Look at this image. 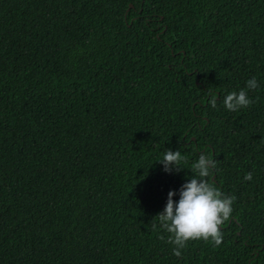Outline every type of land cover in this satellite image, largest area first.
Here are the masks:
<instances>
[{"label":"trees","instance_id":"16d2710c","mask_svg":"<svg viewBox=\"0 0 264 264\" xmlns=\"http://www.w3.org/2000/svg\"><path fill=\"white\" fill-rule=\"evenodd\" d=\"M201 153L233 212L177 257L155 215ZM0 264H264V0H0Z\"/></svg>","mask_w":264,"mask_h":264},{"label":"clouds","instance_id":"9594fccd","mask_svg":"<svg viewBox=\"0 0 264 264\" xmlns=\"http://www.w3.org/2000/svg\"><path fill=\"white\" fill-rule=\"evenodd\" d=\"M258 87L255 76L248 78L243 89L230 91L223 96V107L228 111L246 108L252 103L248 91ZM209 104L215 108L216 98H210ZM156 161L161 164L162 171L168 173L179 171L183 167L184 157L180 151L169 149ZM214 168L215 162L201 153L191 169L195 175L185 180L178 189L169 190L163 209L155 215L159 227L169 234L167 242L174 245L172 253L177 257L181 256L189 240H210L216 246L222 242L220 226L232 215L235 196L222 194L214 184L208 182L206 178L213 174ZM243 179L250 181L252 173H246ZM174 195L178 199L174 200Z\"/></svg>","mask_w":264,"mask_h":264},{"label":"water","instance_id":"95a60500","mask_svg":"<svg viewBox=\"0 0 264 264\" xmlns=\"http://www.w3.org/2000/svg\"><path fill=\"white\" fill-rule=\"evenodd\" d=\"M131 7H133V5H131Z\"/></svg>","mask_w":264,"mask_h":264}]
</instances>
